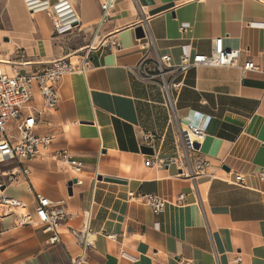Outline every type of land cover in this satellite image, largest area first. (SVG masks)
<instances>
[{
    "label": "crops",
    "instance_id": "0c3cea01",
    "mask_svg": "<svg viewBox=\"0 0 264 264\" xmlns=\"http://www.w3.org/2000/svg\"><path fill=\"white\" fill-rule=\"evenodd\" d=\"M41 1L50 12H31L25 0H0L6 73L14 67L37 72L64 57L80 63L83 48L92 42L96 48L86 72H70L59 82L57 108L45 109L38 94L32 98L37 134L53 142L28 162L27 180L5 188L33 213L35 193L62 208L60 241L50 244V232L18 224L15 214L0 216V264H72L81 252L72 231L86 225L95 233L87 264H264V72L188 71L177 114L206 129L193 151L192 137L164 105L161 80L137 71L144 56L150 70L168 54L177 65L185 44L193 54H210L218 37L226 48L242 49L240 65L250 59L264 65V0H117L102 23V0H67L80 25L63 34L49 14L62 0ZM138 26L150 31L152 49L140 47ZM114 39L120 48L103 45ZM63 151L83 162L80 175L57 157ZM200 160L208 162L207 173L193 180L189 173ZM11 164L0 162V181ZM77 177L82 183L70 193ZM130 192L159 195L165 212L155 213Z\"/></svg>",
    "mask_w": 264,
    "mask_h": 264
},
{
    "label": "built area",
    "instance_id": "2783aa9c",
    "mask_svg": "<svg viewBox=\"0 0 264 264\" xmlns=\"http://www.w3.org/2000/svg\"><path fill=\"white\" fill-rule=\"evenodd\" d=\"M116 2L117 0H102L101 23L112 17ZM25 3L31 12L37 10L50 12L47 1L25 0ZM49 14L54 28L60 34L73 31L80 25L78 15L67 0H62L55 5L53 13ZM188 28L186 23L180 27L183 32L187 31ZM143 30L145 35L138 39L139 45L145 50L152 49L155 46L154 39L147 27L143 26ZM103 43L104 46L121 47V43L116 39ZM95 48L96 45L93 42L83 48L79 52H83L80 63L72 61L70 57H64L52 61L43 70L33 73H26L14 67L12 74H8L0 65V162L12 163L4 172L5 180L0 181V216L15 214L20 225L43 226L45 232L51 233L50 244H56L60 241L58 228L65 220L66 212L56 206L48 197L35 193L37 205L33 213L25 202L7 195L5 188L23 178L27 180L29 175L28 162L39 157L41 149L53 142L52 136L37 134V118L30 103L32 98L38 94L45 109L57 108L60 101L59 82L70 72H86L90 66L89 55ZM241 56V48H226L223 38L218 37L213 39V49L210 54H193L190 45L185 44L177 65H173L172 56L168 54L158 58L153 70H150L146 64V56L143 57L138 66L137 71L145 79L161 80L160 86L164 105L181 129L187 131L192 137L191 149L193 151L197 150L193 144H201L206 138V129L204 124L195 120L184 121L177 114L176 102L178 94L185 85L186 74L190 69L199 66L240 67L243 74L249 71L264 72V65H258L251 59L240 65ZM57 157L64 161L75 174L80 175L82 173L83 162L72 158L65 151L57 154ZM151 162L148 159L146 164L150 165ZM207 166L206 160H200L195 168L190 171L188 177L195 180L197 176L206 174ZM261 177L264 178V172L261 173ZM235 180L244 184L242 174H237ZM77 183H82L78 177ZM130 196L141 198L143 203L157 214L166 210V201L159 195L130 192ZM184 198V194L179 196V200ZM72 233L81 246V252L72 259V264H87V252L95 247V233L88 225L82 229L73 230ZM107 236L109 238L115 237L112 234ZM240 260V257L236 258V261Z\"/></svg>",
    "mask_w": 264,
    "mask_h": 264
},
{
    "label": "water",
    "instance_id": "95a60500",
    "mask_svg": "<svg viewBox=\"0 0 264 264\" xmlns=\"http://www.w3.org/2000/svg\"><path fill=\"white\" fill-rule=\"evenodd\" d=\"M135 32H136L137 38H143L144 35H145L144 34V30H143V26L136 27ZM193 146L196 149H198L200 147V144L199 143H194ZM142 151L144 153H148V154H153L154 153L153 149L151 147H148V146H143L142 147ZM99 179L101 180L102 177H100ZM105 180H107V181H116L113 178H105ZM76 183H77V179H74V180H72V181L69 182V191H70V193L72 192V186L74 184H76Z\"/></svg>",
    "mask_w": 264,
    "mask_h": 264
},
{
    "label": "bare ground",
    "instance_id": "6f19581e",
    "mask_svg": "<svg viewBox=\"0 0 264 264\" xmlns=\"http://www.w3.org/2000/svg\"><path fill=\"white\" fill-rule=\"evenodd\" d=\"M55 9V8H54ZM54 12H56L55 10H54Z\"/></svg>",
    "mask_w": 264,
    "mask_h": 264
}]
</instances>
